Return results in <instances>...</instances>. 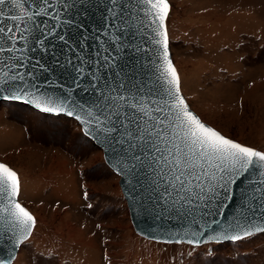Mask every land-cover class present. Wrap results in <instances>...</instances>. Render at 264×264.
I'll return each instance as SVG.
<instances>
[{
    "label": "snow or ice",
    "instance_id": "snow-or-ice-1",
    "mask_svg": "<svg viewBox=\"0 0 264 264\" xmlns=\"http://www.w3.org/2000/svg\"><path fill=\"white\" fill-rule=\"evenodd\" d=\"M77 3L85 12L89 4L100 6L93 0H0V98L23 100L45 113H65L74 118L81 123L86 136L107 147L111 154L109 162L115 161L117 174L135 180L133 192L139 185L150 201L163 202L192 217V224L198 223L197 215L201 219L212 215L205 210L218 197L230 202L234 187L254 176L247 211L242 208L244 214L234 225L215 232L213 225L221 222L213 219L205 222L204 228L212 229L214 235L201 240L205 237L201 228L193 230L194 239L186 242L198 246L212 241H238L254 231L264 232L261 223L264 221V150L224 135L193 110L170 58L166 25L169 0H102L104 35L110 39L101 43H107L108 47L96 53L91 67H87L89 61L82 57H77L79 64L67 58L75 73L72 77L75 87L63 98L54 99L39 93L35 84L28 85L26 78L33 77L26 64L30 60L27 53L34 50L30 46L32 39L36 45L43 46L49 36H57L68 44V39L57 31L61 27L60 9L67 10ZM7 5L11 7L5 11ZM48 19L58 23L49 26ZM82 27L86 24L82 23ZM37 32L40 35L34 36ZM145 42L157 46L154 80L138 78L135 70L124 72L117 59L129 49L143 51L141 44ZM36 66L33 64V68ZM75 89H81L89 99L74 100ZM21 195L18 173L0 162V225L12 233L16 248L31 236L37 223L32 212L20 202ZM216 207L218 214L223 215L228 204H216ZM230 228L235 229L234 233ZM14 259L9 255L0 259V264H12Z\"/></svg>",
    "mask_w": 264,
    "mask_h": 264
},
{
    "label": "rangeland",
    "instance_id": "rangeland-1",
    "mask_svg": "<svg viewBox=\"0 0 264 264\" xmlns=\"http://www.w3.org/2000/svg\"><path fill=\"white\" fill-rule=\"evenodd\" d=\"M169 3L172 59L193 110L264 150V0ZM0 161L18 173L37 221L12 264H264V232L198 247L140 237L119 176L68 117L1 102Z\"/></svg>",
    "mask_w": 264,
    "mask_h": 264
},
{
    "label": "water",
    "instance_id": "water-1",
    "mask_svg": "<svg viewBox=\"0 0 264 264\" xmlns=\"http://www.w3.org/2000/svg\"><path fill=\"white\" fill-rule=\"evenodd\" d=\"M93 2L99 3L100 6L93 7L91 4H89L87 6L86 12L80 3H77L74 7H70L67 10L61 7V27L57 31L59 35H64L66 39H68V44H65L64 41L59 40L57 36H49L48 39L45 40L43 46L36 45L34 39H32L30 46L34 50L27 53V56L30 57V60L26 61V64L27 71H31L33 73V77H27L26 79L29 86L35 84L38 87L39 93L50 95L54 99L63 98V96L66 95L70 89L75 87L72 84V77L75 75V73L72 70V66L67 63V58L71 57L73 63L79 64L80 61L77 59V57H82L89 61V65H87V67H91V62L96 59V53L102 48L108 47L107 43H101L102 41H108L110 39L109 36L104 35L106 21L104 18L105 13L103 10V3L102 0H93ZM8 7H11V5H7L5 11H7ZM42 19L47 18L44 17ZM8 23H11V21H8ZM57 23L58 21L56 20L48 19L49 26H55ZM82 23L86 24V27H82ZM38 35H40L39 32L34 33V36ZM84 37H87V39H84ZM97 37H99V39H97ZM137 40L139 42V37H137ZM145 41H147V37H145ZM141 47L144 49L143 51L133 52L131 49H129L127 54L120 53L117 56V59L119 60L120 66L123 68L124 72L135 70L138 78L144 79L146 81L154 80V64L158 62V56L156 52L157 46L151 44L150 42H145L141 44ZM169 53L170 58L172 59L170 41ZM57 59L59 60V63L56 62ZM37 61L39 62L38 64ZM33 64H36L37 66L33 68ZM39 65H43L44 69L46 70H42ZM4 70L7 71V69ZM23 70L24 69H21V71ZM31 90L34 92L36 91L35 88H32ZM72 98L76 101H83L89 99V96L82 92L81 89H75ZM1 102H17L19 104L29 106L44 114L52 116H65L75 120L74 118L67 116L65 113H45L40 109H37L34 105L25 103L23 100H4L0 98V103ZM75 121L82 129L81 123L77 120ZM82 132L85 134L83 130ZM87 137L90 138L95 143V145L102 150L106 164L116 175H118L114 168L115 161L113 160V163L109 162V156L111 154L107 150V147L99 141L89 136ZM118 176L120 178L119 185L126 200L131 222L136 234L144 239L159 243L173 244L177 243V240H181L184 241L181 243L187 245H190L186 242L187 240L194 239V237L191 235L192 231L201 230V228H204L205 222H211L213 219L219 220L221 222L220 225H213L215 232H219L223 228H227L229 224L234 225L236 220L244 214L241 211L242 208L244 209V212L247 211L248 199L253 195L251 189L254 187V185L251 184V180L255 178L254 176H249L237 186H235L233 199L230 202L225 201L223 196L218 197L213 203L210 204L209 208L205 210L211 211L212 215L205 216L203 219L197 215L198 223L192 224V217L179 213L175 208L169 207L163 202L157 203L150 201L147 198L148 193L142 191L139 185H136V191L133 192L132 189L135 185V180H133L132 177L127 175ZM140 179L143 181V174L141 175ZM129 181H131V183ZM133 197H135V199H133ZM224 203H227L228 207L223 209V215H219V209L216 207V204ZM252 203L255 204L256 201H253ZM261 223H264V221H261ZM204 230L205 237H201V240L205 239L207 235L215 234L212 229L204 228ZM229 231L234 233L235 229L230 228ZM0 232H2V234H0V259H7L9 255L14 256L16 259L21 246L30 237L24 241V243L19 248H16L14 246V237H12V233L7 229H4L3 225H0ZM259 233L262 232L254 231L252 235ZM9 237H11V239H9ZM226 242L236 241H212L200 243L198 246L209 243Z\"/></svg>",
    "mask_w": 264,
    "mask_h": 264
},
{
    "label": "bare ground",
    "instance_id": "bare-ground-1",
    "mask_svg": "<svg viewBox=\"0 0 264 264\" xmlns=\"http://www.w3.org/2000/svg\"><path fill=\"white\" fill-rule=\"evenodd\" d=\"M55 189L59 190L63 194H68V188H66L65 184L62 181H59V180L56 181Z\"/></svg>",
    "mask_w": 264,
    "mask_h": 264
}]
</instances>
